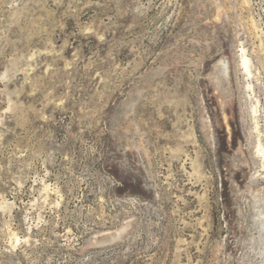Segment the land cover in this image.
<instances>
[{"label": "rangeland", "instance_id": "374dc122", "mask_svg": "<svg viewBox=\"0 0 264 264\" xmlns=\"http://www.w3.org/2000/svg\"><path fill=\"white\" fill-rule=\"evenodd\" d=\"M0 264H264V0H0Z\"/></svg>", "mask_w": 264, "mask_h": 264}, {"label": "bare ground", "instance_id": "6f19581e", "mask_svg": "<svg viewBox=\"0 0 264 264\" xmlns=\"http://www.w3.org/2000/svg\"><path fill=\"white\" fill-rule=\"evenodd\" d=\"M248 62H249V60L246 58V57H244L243 59H242V65L245 67V69H247L248 70Z\"/></svg>", "mask_w": 264, "mask_h": 264}]
</instances>
